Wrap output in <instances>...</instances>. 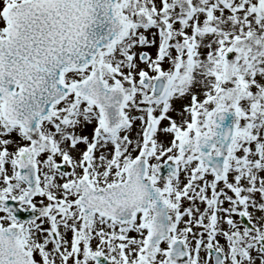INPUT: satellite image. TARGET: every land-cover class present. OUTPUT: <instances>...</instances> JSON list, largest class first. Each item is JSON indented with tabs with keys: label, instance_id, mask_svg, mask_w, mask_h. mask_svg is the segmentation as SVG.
<instances>
[{
	"label": "snow or ice",
	"instance_id": "snow-or-ice-1",
	"mask_svg": "<svg viewBox=\"0 0 264 264\" xmlns=\"http://www.w3.org/2000/svg\"><path fill=\"white\" fill-rule=\"evenodd\" d=\"M0 264H264V0H0Z\"/></svg>",
	"mask_w": 264,
	"mask_h": 264
}]
</instances>
